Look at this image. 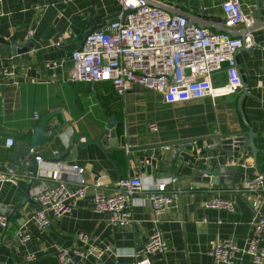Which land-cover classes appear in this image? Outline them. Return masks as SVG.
Returning a JSON list of instances; mask_svg holds the SVG:
<instances>
[{
    "label": "crops",
    "instance_id": "obj_1",
    "mask_svg": "<svg viewBox=\"0 0 264 264\" xmlns=\"http://www.w3.org/2000/svg\"><path fill=\"white\" fill-rule=\"evenodd\" d=\"M145 1L169 12L182 9L202 16L209 21L206 28L213 32L229 30L242 37L252 28L255 46L241 48L236 58L249 88L242 109L256 133V151L250 145L238 151L223 150L222 138L249 131L238 106L244 94L242 87L215 99L204 97L174 104L142 87L120 97L109 82L66 80L73 65L72 52L81 47L94 26L103 25L104 29L115 19L121 9L117 0H0V37L11 43L34 44L31 51L17 55L0 49V159H10L16 143L31 140L33 129L47 117L54 115L49 123L63 126L54 140L36 149L45 160L37 163V179L0 184V212L8 214L10 221L8 228L0 226V264H58L57 247L71 251L90 245L106 249L103 264H136L145 258L151 264H214L210 250L218 239L230 238L241 247L246 244L253 211L242 182L264 173V0L260 4L257 0H241L244 10H252L255 17L249 28L225 25V0ZM10 65L17 66L13 76L2 72ZM213 80L215 85L225 83V72L215 73ZM112 116L125 123L124 129L118 130V149L122 150L88 143ZM152 124L157 125V131ZM74 134L86 145L75 144L66 161L56 162L66 155ZM9 137L15 139L12 147L6 146ZM215 142L218 146L212 151L199 149ZM211 164L216 169L235 165L237 170L227 171L222 183L212 184L203 180V172L211 169ZM75 165L84 168L83 177L91 186L86 196L76 200L70 212L52 217L48 227L39 228L32 219L38 210L32 193L56 184L51 179L56 168L63 169L66 181H72ZM127 176L141 177L149 189L163 178H179L177 186L183 192L158 226L152 220L149 189L136 194L131 225H116L110 215L93 210L94 184L99 181L102 190L108 192L111 185ZM227 181L232 183L228 185ZM30 184L31 199L25 201ZM218 195L231 200L234 211L206 207V202ZM22 221H28L32 233L25 244L16 235ZM157 227L170 249L144 254V244ZM80 233H85L88 240L83 241ZM31 253L36 258L28 261ZM94 263L93 256H72V264ZM233 264L256 263L251 256L238 253Z\"/></svg>",
    "mask_w": 264,
    "mask_h": 264
},
{
    "label": "built area",
    "instance_id": "obj_2",
    "mask_svg": "<svg viewBox=\"0 0 264 264\" xmlns=\"http://www.w3.org/2000/svg\"><path fill=\"white\" fill-rule=\"evenodd\" d=\"M117 1L121 9L115 19L102 31L89 33L81 47L72 52L73 65L66 77L68 82H109L120 97L135 87H142L162 94L167 103L174 104L204 97L215 99L236 93L242 87L236 55L243 47L255 46L251 32L244 37L213 32L190 24L183 15H172L163 8L149 5L145 0ZM222 9L227 16L225 25L229 28H249L255 21L253 11H245L241 0H225ZM16 67L10 65L2 72L13 76ZM222 71L226 82L215 85L213 75ZM151 127L158 130L156 124ZM14 144V138L6 139L7 147ZM217 146L216 142L206 143L199 149L212 151ZM30 154H35L36 163H44L43 156L36 154L34 148ZM72 168V181H66L63 169L56 168L51 174L56 184L32 193V200L38 205L32 219L39 228L48 227L52 217L70 212L75 201L85 197L91 187L83 177L84 168L78 165ZM39 174L23 169L11 159H0V184L34 181ZM178 182L177 176L166 177L149 189L141 177L127 176L121 177L108 192H104L97 181L93 186V210L110 215L111 222L116 225H131L134 222L131 208L135 205V196L149 189L152 220L158 226L183 192L177 186ZM242 191L248 194L253 211L250 234L243 247L230 238L218 239L210 250L214 264H233L238 253L251 256L256 264H264V173L245 178ZM206 207L234 211V203L219 195L207 201ZM9 225L8 214L0 212V226L6 229ZM27 225L28 221L21 223L16 231L24 244L32 239ZM79 237L83 241L88 240L85 233H80ZM143 249L144 254L165 253L170 249L159 227L150 234ZM57 252L58 264H72V253L81 258L93 256L94 264H103L106 249L96 245L71 251L57 247ZM35 258L33 253L27 255L28 261ZM136 264L151 262L145 258Z\"/></svg>",
    "mask_w": 264,
    "mask_h": 264
},
{
    "label": "water",
    "instance_id": "obj_3",
    "mask_svg": "<svg viewBox=\"0 0 264 264\" xmlns=\"http://www.w3.org/2000/svg\"><path fill=\"white\" fill-rule=\"evenodd\" d=\"M260 4L261 0H257ZM169 12V11H168ZM172 15L175 14H185V17L188 19L190 24H195L200 27H209V21L205 19L202 16L193 14L188 11H184L182 9H179L177 12L170 11ZM184 16V15H183ZM263 21V19H261ZM103 30V25L94 26V28L90 31L92 32H99ZM252 28L250 27L245 31V34L241 35L244 37L248 32H251ZM224 32H228L231 35L235 36L231 31L224 30ZM34 48V44L29 42L27 44H21V43H11L10 41L6 40L3 37H0V49H3L6 54L8 55H17L24 52H29ZM240 78L242 82V88L244 89V94L239 100L238 106L242 113V117L245 121L246 126L249 128V131L246 135H240V136H227L222 138V144H223V150L229 152V151H238L242 147L246 148L248 145L252 147L254 151H256V148L254 146V138L256 136V133L253 131V128L249 125L248 122H246V118L242 109L243 100L246 95L249 93L248 84L244 81L242 74L240 73ZM54 118V115H51L47 117V119L40 125L33 129L32 132V138L29 141L20 140L16 143V149L12 152V154L9 156L11 160L17 162L23 169L32 171L33 173L37 174L38 168L37 163L35 160V154H30L31 148H34L35 150L39 147L43 146L46 143H49L50 141L54 140L56 135H58L62 125L56 126V124H51L49 121ZM66 123V122H65ZM125 123L124 121H117L115 116H112L108 119L106 125L101 128L100 133L98 136L89 142L97 143L99 146L104 148H110V150L118 149L120 144V136H119V129H124ZM75 144H78L80 146L86 145L82 141H79L76 138V134H74L71 138V141L69 143V148L66 152V155L60 156L59 158L55 159L56 162H64L68 158V156L71 153L72 148ZM124 150V149H123ZM108 154L110 155L109 151ZM28 163V165H27ZM211 169H205L204 173V181L212 184H220L223 182L221 179L222 176L225 175L227 171H236L237 167L235 165H223L220 166L218 169L215 168L211 164ZM232 181H227L226 184L230 185ZM31 188L32 184H30L25 192V201L31 199ZM72 256L73 253H72ZM81 258V257H78ZM83 259V258H82Z\"/></svg>",
    "mask_w": 264,
    "mask_h": 264
},
{
    "label": "trees",
    "instance_id": "obj_4",
    "mask_svg": "<svg viewBox=\"0 0 264 264\" xmlns=\"http://www.w3.org/2000/svg\"><path fill=\"white\" fill-rule=\"evenodd\" d=\"M105 83V82H104ZM107 83V82H106Z\"/></svg>",
    "mask_w": 264,
    "mask_h": 264
}]
</instances>
